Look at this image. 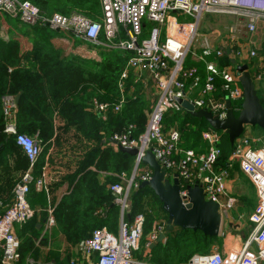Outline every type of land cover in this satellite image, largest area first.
Returning a JSON list of instances; mask_svg holds the SVG:
<instances>
[{
  "label": "built area",
  "instance_id": "built-area-1",
  "mask_svg": "<svg viewBox=\"0 0 264 264\" xmlns=\"http://www.w3.org/2000/svg\"><path fill=\"white\" fill-rule=\"evenodd\" d=\"M99 13L98 21L89 20L77 12L67 16L44 15L28 1L0 0L1 16L27 26L40 25L53 33L72 34L105 50L129 55L117 81L118 101L101 103L93 98L89 112L102 119H105L108 108L114 113L120 112L126 99L125 82L130 72L134 74L133 81L141 83L143 91L150 94L144 132L137 139L131 138L128 131L115 134L108 144L117 149L112 144L115 141L121 147L137 150L133 157L137 168L127 186L113 184L109 187L120 211L117 232L113 234L104 228L94 230L90 237L71 249L76 257L70 259L69 264H150L134 256L139 247L143 217L137 215L131 220L124 219L130 188L137 189L151 178L152 172L147 166L140 168L141 159L148 151L162 170L173 173L170 177L166 173L170 181L174 175L178 177L182 202L186 200L184 181L191 186L197 182L204 199L218 203L219 209L225 213L234 204L227 189V182L231 181L229 172L234 165L255 192L256 203L248 216L251 232L242 248L227 253L194 255L186 264H264V139L253 136L250 127L244 128L231 146L226 168L218 170L216 165L222 151L216 133L211 130L203 132L201 139L206 142L207 149L195 153L191 149H181L177 128L165 129L162 123L168 111L183 110L177 99L187 100L196 111H208L220 121L226 117L227 102H230L233 114L240 112L241 106L232 105L242 103L243 96L232 65L219 68L206 60L210 56L222 58L227 55L237 64L247 65L256 92L264 95V54L260 56L252 40L247 39V35L257 30L260 21H264V0H99ZM210 15L234 16L238 22L225 27L223 32L213 31L212 36L201 35L202 21ZM147 24L150 28L146 34ZM240 37L247 40L240 42ZM92 49L98 54L95 48ZM187 58L204 65V79L198 75L195 66L185 67ZM254 60L256 62L251 65ZM217 79L221 81V95L218 97ZM1 106L4 132L13 136L14 144L28 161L26 172L12 189L9 203L0 199V264H19L22 241L17 237L16 228L42 211L33 210L29 205L27 196L31 185L36 191L44 190L46 195L44 219L38 225L40 236L35 246L51 232L56 222L45 174L42 172L36 179L31 174L41 153L40 143L36 138L16 132L12 119L16 110L13 97H2ZM159 234L166 235L165 223L156 224L148 237L149 246L155 244ZM24 264L54 263H39L27 256Z\"/></svg>",
  "mask_w": 264,
  "mask_h": 264
},
{
  "label": "trees",
  "instance_id": "trees-1",
  "mask_svg": "<svg viewBox=\"0 0 264 264\" xmlns=\"http://www.w3.org/2000/svg\"><path fill=\"white\" fill-rule=\"evenodd\" d=\"M21 1L30 2L44 15L59 13L66 16L74 11L92 21L100 18L99 0ZM1 19L8 27L17 25L19 29L31 28V32L23 33L32 36V48L30 51L23 50L16 40L4 41L0 37V175L3 177L0 192L13 189L28 168V161L14 144L13 136L4 132L1 99L4 96H19L12 119L18 134L36 138L40 143L41 153L33 164L31 174L36 179L43 170L48 169L46 188L54 205L56 222L51 232L35 246L40 236L38 225L44 219L46 195L44 190L36 191L31 185L27 196L29 205L33 210L40 207L42 211L16 228L17 237L22 241L19 264H24L27 256L37 261L41 249H47L43 260L45 263L69 264L70 259L76 257L71 249L90 237L94 230L104 228L113 234L117 232L120 211L114 204V196L109 187L120 184V177L132 171L134 158L108 144L115 134L128 131L131 138L137 139L144 132L148 104L143 98L148 93L143 91L141 83L133 81L134 74L130 72L125 82L126 99L123 107L118 113L108 108L105 119H102L100 115L89 112L91 101L93 98L101 103L114 104L118 101L117 81L128 54L105 50L77 39L87 48H95L99 61L83 59L77 55L67 57L52 46L50 39L53 36L72 41L76 39L72 34L53 33L56 34L54 36L40 25L27 26L3 15H0ZM206 60L214 62L219 68L229 66L231 61L227 55L222 58L210 56ZM255 62H251V65ZM86 64H90L94 70L87 69ZM190 66H195L198 75L204 79L205 68L201 62L187 58L185 67ZM220 82L217 79V97L221 95ZM257 95L264 108V99L260 93ZM232 105L239 108L241 102ZM237 115V112L234 113V116ZM162 123L165 129L177 128L181 149H191L195 153L206 151L207 144L201 136L210 127L204 120L194 119L180 110L168 111ZM251 130L254 136L264 137L263 130L256 127ZM223 135L226 144L216 165L218 170L226 168L231 150L226 134ZM143 166L140 165V168ZM166 173L168 177L173 174L168 170ZM62 189H66L67 193L57 198V192ZM10 198L11 192L4 198L0 197L4 203H9ZM124 214L125 220H131L137 215L143 217L139 247L134 256L150 264H186L192 256L207 255L214 245L220 243V237L212 238L199 231L174 229L166 233L161 243L150 248L149 235L156 224L166 222L167 215L149 188H130ZM59 236L64 238L69 248L63 254L48 249L50 241Z\"/></svg>",
  "mask_w": 264,
  "mask_h": 264
},
{
  "label": "water",
  "instance_id": "water-1",
  "mask_svg": "<svg viewBox=\"0 0 264 264\" xmlns=\"http://www.w3.org/2000/svg\"><path fill=\"white\" fill-rule=\"evenodd\" d=\"M230 65H232L243 91L241 109L237 116L232 113L230 102L226 103V117L221 121L213 118L208 111H196L193 105L185 99H177L176 102L192 118L202 119L213 131L226 134L229 144L232 146L246 127H256L264 131V108L260 103L247 65H239L234 60L230 61ZM18 99L19 96L14 98L15 104L18 103ZM112 144L121 153L131 157H135L137 154L136 149L121 147L115 141H112ZM141 164L147 166L151 170L152 175L150 180L141 183L139 188H149L157 197L163 211L167 215L165 222L166 233L174 229H180L183 231H199L204 236L212 238L219 235L221 224L219 204L213 201H206L197 182L191 186L187 181H184L186 200L182 202L179 196L180 182L176 175L170 181L166 177V172L160 168L153 154L149 151L141 159ZM136 168L137 165H134L132 177ZM126 217H128L127 214ZM164 238V234H159L155 244L161 243ZM155 244H151L150 248H153Z\"/></svg>",
  "mask_w": 264,
  "mask_h": 264
},
{
  "label": "crops",
  "instance_id": "crops-1",
  "mask_svg": "<svg viewBox=\"0 0 264 264\" xmlns=\"http://www.w3.org/2000/svg\"><path fill=\"white\" fill-rule=\"evenodd\" d=\"M6 35V41L8 39H13L16 40L20 47L23 50L26 51H30L32 48V36L28 35V34H24L23 32L20 33H15L13 31H7L5 33ZM54 36H56V34H52ZM52 38L50 39V43L52 44V46L57 49L58 51H60L62 53V55L70 57L68 55H77L79 57L82 58L81 55H88V57H90V59L95 60V61H99V55L97 53H95L93 51V49H89V48H85L82 45H78L77 47L74 48V43L71 41H67L63 38H55L53 36H51ZM80 41V40H78ZM23 43V44H21ZM68 44H70L68 46ZM60 53V54H61ZM81 53V54H80ZM83 58H85L83 56ZM252 135L254 136V133L252 131ZM264 139V137H262ZM236 172H239L237 166H233L230 169L229 172V177L230 180L229 182H227V189H230V185L233 182L234 178L233 176L235 175ZM43 173L45 174L46 180H47V175H48V169L43 170ZM240 173V172H239ZM241 174V173H240ZM252 187V186H251ZM65 189H62L61 191L57 192V198H59L61 196V193H65L66 191H63ZM230 193V192H229ZM231 197L234 199V197L231 195ZM225 200L222 201V204L224 203ZM255 201H254V206H255ZM233 206H235V208H232V210L227 209L225 211V213L223 212L222 209H219V213L221 214V224H220V231H219V235L217 237H220V243L218 245H214L212 247V251L216 248L219 253H227L230 252L232 250H238L240 248H242V246L244 245V243L247 241L250 232H251V224L248 221V216L251 213V211L253 210V208L247 207L245 204H241V205H236L235 204V200H234V204ZM231 206V207H233ZM37 209H40V207H36ZM229 213V214H228ZM238 225V226H237ZM240 232V233H236V232ZM55 244H59L61 246V249H54L53 246ZM48 249H53L56 250L60 253H64L66 250H68V245L65 243V240L62 236H59L58 238L54 239L53 241H50L49 245H48ZM45 252L47 249H44ZM37 262L39 263H45L44 261H39L37 260Z\"/></svg>",
  "mask_w": 264,
  "mask_h": 264
},
{
  "label": "rangeland",
  "instance_id": "rangeland-1",
  "mask_svg": "<svg viewBox=\"0 0 264 264\" xmlns=\"http://www.w3.org/2000/svg\"><path fill=\"white\" fill-rule=\"evenodd\" d=\"M256 6L260 7V5H256ZM73 12H71V13H73ZM57 14H59V13H57ZM237 22H238V20L234 16L210 15V16H207L202 21L201 28H200V34L201 35L212 36L211 34L213 33V31L223 32L225 27H227V26H229L231 24H235ZM0 23H1L0 37L4 41H6L5 33L7 31H13L15 33L31 32V28H27V27L20 28V29L18 28L17 25L15 27L14 26L13 27H8V25L6 23H4L3 19H1ZM149 28H150V26L147 24L146 28L144 30V32L146 34H147ZM38 32H40V31H38ZM52 34H53V32H52ZM77 39L78 38H76V39L71 41V42L74 43L73 44L74 48L77 47L78 45H82V46H84L86 48V46L83 44V42L82 41H78ZM247 39L248 40L249 39L252 40V42L255 44V46L257 48L258 54L260 56H262L264 54V21H262V23L258 24L257 30L252 35H247ZM247 39H244L243 37H240V42H245ZM215 43L216 42H214V45H215ZM21 44H23V43H21ZM69 45L70 44H68V46ZM81 56H82V58H83V56L85 57L83 59L91 60L90 57H88V55H81ZM86 68L89 69V70H94V68L90 64L89 65L86 64ZM260 95L262 97L264 96L263 93H260ZM149 98H150V94H147L143 98L144 101L147 102V104L149 102ZM147 108H149V106H147ZM209 130L213 131L212 129H209ZM213 132L216 133L220 137L219 143H218L219 144V148L221 150H223V149L225 150L226 137H224V135H223L224 133L223 132H215V131H213ZM133 167H134V165H133ZM132 170H133V168H132ZM138 170H139V168H138ZM124 176L125 177H123V178L120 177V179H121V183L120 184H122V185L124 184V186H127V182L132 177V171L129 174H126ZM2 178L3 177L0 175V184L2 183ZM20 178H21V176H20ZM233 178H234V180H233V182L230 185V189H229L230 193L229 194H230V196L232 195L234 197L235 204L236 205L245 204L247 207L253 208L254 201L256 202V196H255V192H254L253 188L251 187V184L249 183L248 179L245 176H243L242 174H240L239 172H236L235 175L233 176ZM11 190H12V188L8 192L6 190L0 192V197L1 198L6 197L10 192H12ZM232 208H235V206L230 208V210L233 211ZM236 233L238 234L240 232L238 231ZM53 248L58 250V249H61V246L59 244H55L53 246ZM211 252H218L219 253V251L216 248L213 251H211ZM44 256H45V250L41 249L38 260L39 261H43L44 260Z\"/></svg>",
  "mask_w": 264,
  "mask_h": 264
}]
</instances>
